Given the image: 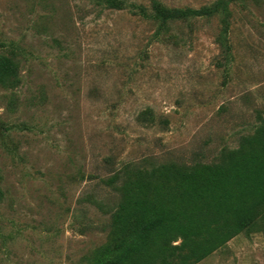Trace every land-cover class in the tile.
<instances>
[{"label": "rangeland", "instance_id": "obj_1", "mask_svg": "<svg viewBox=\"0 0 264 264\" xmlns=\"http://www.w3.org/2000/svg\"><path fill=\"white\" fill-rule=\"evenodd\" d=\"M0 0V264H94L127 178L226 163L264 126V0ZM227 26L226 33H223ZM198 264H264V223Z\"/></svg>", "mask_w": 264, "mask_h": 264}, {"label": "trees", "instance_id": "obj_2", "mask_svg": "<svg viewBox=\"0 0 264 264\" xmlns=\"http://www.w3.org/2000/svg\"><path fill=\"white\" fill-rule=\"evenodd\" d=\"M232 1L158 13L157 18L165 23L227 15ZM2 131L8 127L0 120ZM122 194L111 239L95 253L94 264H198L257 221L264 223V126L240 151L229 153L225 164L128 177Z\"/></svg>", "mask_w": 264, "mask_h": 264}]
</instances>
